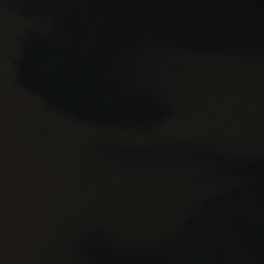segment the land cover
Wrapping results in <instances>:
<instances>
[{
    "label": "water",
    "instance_id": "water-1",
    "mask_svg": "<svg viewBox=\"0 0 264 264\" xmlns=\"http://www.w3.org/2000/svg\"><path fill=\"white\" fill-rule=\"evenodd\" d=\"M0 264H264V0H0Z\"/></svg>",
    "mask_w": 264,
    "mask_h": 264
}]
</instances>
